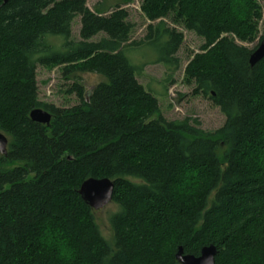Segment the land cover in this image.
I'll return each mask as SVG.
<instances>
[{
	"label": "trees",
	"instance_id": "trees-1",
	"mask_svg": "<svg viewBox=\"0 0 264 264\" xmlns=\"http://www.w3.org/2000/svg\"><path fill=\"white\" fill-rule=\"evenodd\" d=\"M121 1L108 9L86 0H0V264H64L39 237L51 225L76 248L74 264H179L176 253L199 256L216 249L215 264H236L241 254L264 264V58L253 67L262 11L257 0H138L150 23L140 41ZM202 40L184 69L193 94L224 117L205 132L197 121H168L151 88L138 83L142 66L132 48L155 51L152 60L174 83L183 35ZM79 20L78 37L71 31ZM240 43V44H239ZM62 67L65 78L94 74L89 91L74 83L78 104L58 108L38 99L37 68ZM51 115L32 123V110ZM195 170L199 190L178 200L181 170ZM87 179L113 182L117 207L103 238L93 211L77 191Z\"/></svg>",
	"mask_w": 264,
	"mask_h": 264
},
{
	"label": "rangeland",
	"instance_id": "rangeland-1",
	"mask_svg": "<svg viewBox=\"0 0 264 264\" xmlns=\"http://www.w3.org/2000/svg\"><path fill=\"white\" fill-rule=\"evenodd\" d=\"M87 7L91 11L95 9H108L119 4L121 1L111 0H86ZM261 7L262 19L259 24V34L257 39L252 43L241 44L242 46L253 49L264 37V0H257ZM121 4V3H120ZM140 2L134 0L131 3L122 6L129 16V22L133 25V33L131 41H140L146 34V27L149 24L156 25L158 22L150 23L142 15L140 10ZM163 25L169 29H176L183 35V45L176 54L178 65L173 69L174 83L166 87L164 93V85L166 70L163 66L153 62L157 58L156 52L148 48H132L126 52L127 59L134 65V68L141 67L138 75V83L145 88H151V93L156 97L159 103L160 115L168 121H177L190 119L197 121L199 128L205 132H214L215 129L222 127L224 117L221 115L215 105L201 95L193 94L194 86L186 85L184 82V69L189 59L199 52L202 40L190 32L185 31L180 25L174 23L172 17L162 20ZM79 20H75L72 32L74 38L78 37ZM240 44V43H239ZM138 53L134 58H130V54ZM36 81L38 86V99L41 103L54 105L58 108H71L78 104L76 97L71 92L74 83L83 88L85 92L102 82L103 79L94 74H74L65 78L62 74V67L45 68L39 66L36 72ZM162 81V82H161ZM6 137V136H5ZM7 139V138H6ZM8 141V140H7ZM117 207L114 203H110L102 210L93 211V218L98 226L103 238L108 242H112V231L110 228V217L116 212Z\"/></svg>",
	"mask_w": 264,
	"mask_h": 264
},
{
	"label": "water",
	"instance_id": "water-1",
	"mask_svg": "<svg viewBox=\"0 0 264 264\" xmlns=\"http://www.w3.org/2000/svg\"><path fill=\"white\" fill-rule=\"evenodd\" d=\"M263 58L264 37L249 57L250 67H253ZM29 117L32 123L46 126L49 125L48 122L51 119V115L42 109L32 110ZM7 144L6 137L0 133V155H6ZM77 193L90 210H102L112 203L113 182L109 179H87L79 186ZM215 255L216 249L212 246L202 248L197 257L184 255L182 249L178 248L175 258L179 264H215Z\"/></svg>",
	"mask_w": 264,
	"mask_h": 264
},
{
	"label": "clouds",
	"instance_id": "clouds-1",
	"mask_svg": "<svg viewBox=\"0 0 264 264\" xmlns=\"http://www.w3.org/2000/svg\"><path fill=\"white\" fill-rule=\"evenodd\" d=\"M138 53L130 54L134 58ZM199 190V183L195 170L185 166L180 175L177 176L173 192L178 200H184L188 197H194ZM40 243L47 248H55L64 264H74L76 260V248L71 237L66 236L57 228L51 225H45L39 237ZM236 264H252L251 258L246 254H241Z\"/></svg>",
	"mask_w": 264,
	"mask_h": 264
}]
</instances>
